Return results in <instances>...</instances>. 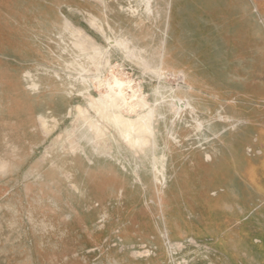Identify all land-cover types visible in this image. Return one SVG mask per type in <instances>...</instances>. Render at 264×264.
Here are the masks:
<instances>
[{"label":"rangeland","instance_id":"374dc122","mask_svg":"<svg viewBox=\"0 0 264 264\" xmlns=\"http://www.w3.org/2000/svg\"><path fill=\"white\" fill-rule=\"evenodd\" d=\"M106 1L104 11L94 0H0V264H152L145 249L161 256L159 264H264V0H219L197 22L193 0H183L182 31L170 0H154L152 14L140 0ZM64 21L100 48V76L133 83L158 106L144 153L116 135L112 161L89 143L76 107L106 89L94 80L98 59L94 72L77 69L80 53ZM110 39H128L129 50ZM173 97L195 113L175 116ZM140 109L134 119L147 111ZM79 145L95 165L72 153ZM237 153L254 161L247 174ZM113 165L128 178L119 189L132 185L136 203L114 186L113 199L96 198L94 179ZM155 175L167 181L159 194Z\"/></svg>","mask_w":264,"mask_h":264},{"label":"bare ground","instance_id":"6f19581e","mask_svg":"<svg viewBox=\"0 0 264 264\" xmlns=\"http://www.w3.org/2000/svg\"><path fill=\"white\" fill-rule=\"evenodd\" d=\"M66 1L71 2V0H66ZM94 1L99 3L102 6L101 8H103L104 11L109 9V4L106 0H94ZM218 1H215V2H218ZM153 2H154V0H140L141 7L145 8L146 13H148V14H152ZM221 2H222L221 6L227 4L226 0H221ZM78 12H79V10H78ZM84 12L80 11V13H84ZM86 13L88 14V22L91 20L92 15L94 17V20H91L94 22L90 21L93 24L92 25L90 23L89 24L93 27H94V25H96L97 26L96 28H98L99 30H102L101 31L102 34L105 35L106 32L104 30V27H103L99 17L96 16L92 12H86ZM89 15H90V17H89ZM93 17H92V19H93ZM69 24L70 23L68 22V25H67V22L64 21L63 32L64 33H68V32L71 33L72 32V34L74 36L73 46L76 48L78 53H80L79 58L81 59L80 61L77 62V64H78L77 69L79 71L83 72V70H85V68L87 69V67L89 66L88 67L89 70L91 69L93 71V69L95 70L97 65L100 66L99 68L97 67L98 70H97V72L94 73V78H95L94 80L97 81L98 87L100 86L101 88L103 87V89H106L105 90L106 94L102 95L101 97H99V98L90 97L87 108H84L83 106H77L76 107L77 109L75 108L76 112H77V114H76L77 115V122H81L82 127H85L86 130H88L87 131L88 134H90L92 136L89 139V143L94 148L96 154H98L99 156H102L104 158L108 157L112 161L116 159L114 157V149H115V146H114L115 143L114 142H115L116 135H118L120 140L128 147L129 150L136 152V153H139V152L144 153L147 150V148L153 144V139H154L155 134H156L155 122L157 119L156 111H158L157 110L158 106L156 105V106L152 107V105L148 102V100L145 99L146 95L144 96L145 97L144 98L142 95L139 94L141 96L140 97L135 92V90L132 89V87L134 86L133 83L132 84L130 83L131 85H133V86H131L130 84H128V83H126V82H124L118 78H115V77H114L115 79L113 78V80H111L110 78L104 79L102 76H100L101 75V65H102V61L100 58V57H102L101 56L102 54L100 55V53H99L100 48L98 49L99 51L96 49V48H98L97 47L98 45L96 44V42H94V40H92L91 36H89L88 34H86L85 32H83L82 30H80L78 28L72 27L71 24L70 25ZM109 42L114 43V45L117 44L116 45L117 47L120 46L124 50H129L128 49V45H129L128 39L116 40V41H112L110 39ZM77 45L80 47H78ZM90 47H92V49H94V50L96 49V50L95 51L91 50ZM236 51H237V49H236ZM97 55H99V56H97ZM97 59L99 61H96ZM95 61L98 62L97 65H95ZM93 65H94V68L92 69ZM89 70H85V74L88 73ZM89 72H91V71H89ZM157 72H163V71H162V69H158ZM82 81H83V83H85L84 79ZM90 82H92V81H90ZM93 84H94V82H93ZM84 85L86 86V84H84ZM28 86L31 88L30 85H28ZM41 86H42V84H41ZM98 87H97V89H98ZM34 89H36L35 84H34L32 91H34ZM101 94H103V93H101ZM173 102H174V106L172 107V112L177 117H180V115L183 114V112L185 113L186 110H191V113H193V114L196 111V109H194L193 107H189L190 105L186 101L181 100L179 97H175V98L173 97ZM59 108H61V107H59ZM140 108L142 110H147V111L139 114L138 117L134 119L132 117V115L137 113ZM207 108L209 109V111L211 113L214 111L213 107H207ZM230 112H231V110H230ZM67 114L68 113L66 112L65 116ZM222 119L226 120V117H222ZM53 120L56 121L55 118ZM39 122H40V125L43 128V131L45 132V134L49 135L50 131L48 128V117L44 114H39ZM68 135L74 136V133L73 134L71 133ZM58 137L60 138L61 135ZM69 141L71 143L73 142V140L71 138H69ZM80 151H82V153H84V149L82 146H80V145L78 147L72 146V153L74 155H78V153ZM84 154L86 157L85 159L89 164H92V165L96 164V161H94V159L92 157L88 156V154H86V153H84ZM223 157L226 158L227 156L223 155ZM236 158L238 159V163L241 166V168H243L245 170L246 174H247V170H249L251 167H254L253 166L254 161L252 163L249 159L245 160L243 158V156L239 155L238 153L236 154ZM105 161H106V159H105ZM105 163H107V162H104L103 164H105ZM161 164H162L163 172L166 171L167 168H166L165 160L162 159ZM77 168L78 169L79 168L80 169L85 168V165L83 164L82 161H80L77 164ZM107 168L108 167L105 166L106 171H107ZM122 170L124 172L127 171L125 166H122ZM60 171H61V176H62L63 172H62V170H60ZM132 175L136 178V182L138 184L145 186L143 183L144 179L142 180L140 173L134 172ZM64 176H65L66 181H71L73 179V176L70 173H66V174H64ZM155 178H156V185H155L156 191L159 194L160 186L166 185L167 181H166L165 177H163L162 181H158L156 175H155ZM94 181L97 184H100L99 192L96 193L95 196L97 199H100L99 201H100V203H103V205L105 204V202L108 199H113L115 197V195H112L109 193L110 192L109 188L112 186H114L115 188L117 187V189H115L117 191L116 193L121 191L123 193V195L126 194V199L129 200V204H133V203L137 202L134 195H133L132 185H126V190L125 189H119L120 184L123 182H127L128 178L126 176L120 174L114 165H113V168L110 167V169H108L106 176L104 178H101V179L95 178ZM248 184H250V183H248ZM71 187L78 190V187L74 184H72ZM254 190H256V189H254ZM168 236H169V233L166 232L165 237H168ZM155 241H156V238H155ZM172 246L173 247L176 246V247L180 248V247H182V244L177 243L176 245H172ZM151 248H153V247H151ZM145 251L146 252H143V257H145L144 255L146 254V256L149 258V260L152 261V264H159V261H160L159 257H161V256L157 255L158 258H155V257L153 258L151 256L152 255L151 250L145 249ZM169 251H170V249H169ZM147 257H146V259H148Z\"/></svg>","mask_w":264,"mask_h":264},{"label":"crops","instance_id":"0c3cea01","mask_svg":"<svg viewBox=\"0 0 264 264\" xmlns=\"http://www.w3.org/2000/svg\"><path fill=\"white\" fill-rule=\"evenodd\" d=\"M182 1L183 0H170L169 2V8L171 9V13L174 17V21L175 23L173 24L176 31H182V26L183 24L181 25V19H183V15L181 16L182 14V9H183V4H182ZM206 0H193V10H194V17H198L197 19H195L194 21H199V20H203L202 16L204 15H211L213 14V10H214V2L215 1H218V0H208L210 1V4H211V7L210 6H203V3L205 2ZM244 1V0H243ZM247 1V0H245ZM216 5V4H215ZM185 10L186 8H188L187 6H191L190 4H186L185 5ZM213 6V8H212ZM209 7V8H208ZM218 12V11H217ZM199 15V16H195V15ZM244 12L242 11L241 12V15H243ZM186 29V28H185ZM187 30H191V31H197L198 29H195V27H189ZM171 52V51H170ZM170 52H169V55H170ZM164 60V59H163Z\"/></svg>","mask_w":264,"mask_h":264}]
</instances>
